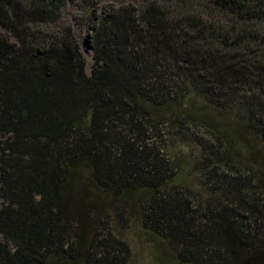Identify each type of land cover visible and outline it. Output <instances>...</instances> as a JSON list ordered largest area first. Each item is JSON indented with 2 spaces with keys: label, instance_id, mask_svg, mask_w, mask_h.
Instances as JSON below:
<instances>
[{
  "label": "trees",
  "instance_id": "obj_1",
  "mask_svg": "<svg viewBox=\"0 0 264 264\" xmlns=\"http://www.w3.org/2000/svg\"><path fill=\"white\" fill-rule=\"evenodd\" d=\"M133 217L163 264H264V0H0V264H126Z\"/></svg>",
  "mask_w": 264,
  "mask_h": 264
},
{
  "label": "rangeland",
  "instance_id": "obj_2",
  "mask_svg": "<svg viewBox=\"0 0 264 264\" xmlns=\"http://www.w3.org/2000/svg\"><path fill=\"white\" fill-rule=\"evenodd\" d=\"M148 0H100V6H113L115 8L131 5L137 10H140ZM77 14V6L74 3H70L65 8L61 20L49 26L50 31H58L63 26H69L72 28L74 36L80 48V52L85 60V74L90 75V70L93 64L91 50L87 47L86 43V32L84 29L78 26L75 21V16ZM205 16V14L203 13ZM206 17V16H205ZM168 140V139H166ZM174 144H177L174 142ZM156 146H159L157 143ZM166 146V145H165ZM171 150V153L176 152L178 157L185 158L178 167H180L181 181L183 184L192 186L191 189L194 192L200 191L198 186L200 175L196 163L199 161L198 150L190 147L177 146ZM169 150V149H168ZM176 173V172H175ZM127 213L125 217H127ZM114 234L124 241L129 248V255L126 258V264H163V258L160 250L156 247V243L143 230L141 229L140 223L136 218L131 220L127 219L125 221L121 220L119 223L114 220L113 224H110ZM167 264V263H166Z\"/></svg>",
  "mask_w": 264,
  "mask_h": 264
}]
</instances>
